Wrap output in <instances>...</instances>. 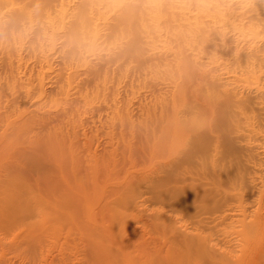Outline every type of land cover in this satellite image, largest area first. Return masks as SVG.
I'll return each mask as SVG.
<instances>
[{
    "label": "rangeland",
    "instance_id": "374dc122",
    "mask_svg": "<svg viewBox=\"0 0 264 264\" xmlns=\"http://www.w3.org/2000/svg\"><path fill=\"white\" fill-rule=\"evenodd\" d=\"M37 19L47 38L25 30ZM202 144L222 151L216 174L239 176L233 209L199 216L164 194L198 183L165 158ZM59 182L99 202L86 211L95 235L58 222L48 194ZM262 196L264 0H0V264H31L30 253L88 264L107 229L102 248L121 263L239 264L259 248L252 264H264ZM16 201L26 225L56 228L49 245L15 240ZM113 214L125 227H111Z\"/></svg>",
    "mask_w": 264,
    "mask_h": 264
},
{
    "label": "bare ground",
    "instance_id": "6f19581e",
    "mask_svg": "<svg viewBox=\"0 0 264 264\" xmlns=\"http://www.w3.org/2000/svg\"><path fill=\"white\" fill-rule=\"evenodd\" d=\"M213 126H216L215 123ZM213 133H215V132H213ZM215 135H216V133H215ZM223 135H224V133H223ZM228 135L229 134H227V137H229ZM199 136H201L202 138H205V142L203 144L208 143L206 141L208 138L205 137V134L198 133L197 138ZM210 136H211V138H213L212 135H210ZM227 137H226V139H227ZM218 139H219V137H218ZM221 139H220V143H221ZM211 140L212 139H210V141ZM215 140H217V138H215ZM222 143L228 145L227 146V148L229 147L228 150L233 149V148H231L232 142H230L228 139L225 142L222 141ZM203 144L201 146H198L197 149L192 147V146H187L188 148L186 146H184V147H178V148H176L177 150H174V149H172V147H170L169 151H171V149H172V151L169 153L167 158H165L166 160L164 159L165 160V166H172L173 165L175 170H179L181 168L183 169L184 164H188L189 166H191L188 174L191 176H197L198 177V179H197L198 183L192 182V183L186 184L182 187H179L178 190H174L175 188L173 187L171 189H166L167 193L163 192L166 196L170 195L171 197H174V198H175V196L179 195L180 196L179 208L185 207L189 211V214H192V213L194 214V213H198V212H201L203 214H207L208 213L207 209H208L209 205H215L217 208H220L222 206L232 208L231 198L235 197V196H233L234 194H232L231 192L228 191V188L231 187L229 185L231 184L232 180L239 175L238 174L237 175L231 174L230 173L231 171H229V177L228 176L226 177L223 173H222V175L218 174V173L216 174V171H217L216 162L219 161V160H217L216 157L222 151H219L220 148L218 146L217 147L214 146L215 148H212L213 146H210L208 148ZM224 144H222V145H224ZM221 147H224V146H221ZM226 151H227V149H226ZM195 153L198 154V160L196 161V163L199 165V167L194 162L195 157H196ZM229 154H231V153H229ZM220 157H221V154H220ZM224 157L225 156H223V158ZM229 157H228V159H229ZM221 161H219V162H221ZM228 162H230V160ZM225 165H226V163H225ZM220 166H218V167H220ZM234 167L236 168V165ZM222 169H221V171H222ZM217 172H219V171H217ZM240 179L242 180V178H240ZM65 181H68V178H66ZM236 181L238 182L237 179H236ZM218 184H219V186H218ZM235 184H237V183H235ZM215 185H217L218 187L215 188L216 187ZM209 186H210V188H209ZM41 193H45V192H40L39 194H41ZM48 195L53 200L52 211L54 212V214H55L54 216L56 217L58 222H61V224H65L66 226H69L72 230L85 231V232H88V235L90 234L91 236L95 235L92 232L93 229H91V227H90L91 222L89 224V222L86 221V219H87L86 218L87 217L86 211L88 208L87 205L89 207L94 206V211L96 209L98 210V207H100L99 202L93 203V205H92V201H89L87 198L84 199L81 195H76L72 186H70L68 183H67V185L65 183V186H63V184L61 182H59V190L56 192V194L52 195L49 193ZM261 200L262 201L264 200L263 196H262ZM211 202H215V204H209ZM18 203L20 204L19 201H16L14 204H12V209H14V211H12L13 213L7 217L9 222L21 221L19 224L16 225L17 227H15L11 230V231H14L16 233L14 236L15 240H18L19 243H21V244H27V245H29L31 242L34 243V246H36L37 244H40V245L45 244V246L49 245L50 244L49 242H51V241H49L47 243V240H45L47 238L46 236L54 235L56 233V228L54 227L53 232H47L46 233V231L44 230V227H45L44 219H42V221L39 224H36L37 222H33V223H30L29 226L26 225L24 220L29 219V218H28V215L24 214L23 212L24 211L28 212L30 210V208L25 206V204L18 205ZM43 203L46 204L45 199H44ZM234 203H235V201H234ZM21 206H22V209H21ZM20 209L23 211H20ZM73 209L77 210L75 212L74 216L71 213V211ZM79 214H80V216H79ZM199 216H201V215L199 214ZM261 217H262L261 224H264V213L261 214ZM110 218L111 219L109 220V222L113 221L112 223H114V225H111L112 228L115 226V223H117L119 220H120V222H119L120 227H121V224H122V227H125V220H124V224H123V222L121 221V218L118 215L113 214ZM6 223H8V222H6ZM84 223H86L88 225H86ZM108 227H109V225H108ZM262 227H263V225H262ZM98 229H99V231L101 230L100 227H98ZM98 229L96 228L94 230H98ZM104 229H106V228H104ZM196 230H199V228H196ZM107 231H108V229L106 230V232ZM89 232H91V233H89ZM106 232H102V231H101V233L97 232L98 235H96V236H98V238H97V241L94 243V246L92 247V249L94 251L92 254L91 261L88 264H96V263H100V264H130V262L126 258L123 261V263L119 262V260L113 259L112 255H108V253H110V252L107 250H104L102 248V241L104 240V235ZM107 234H108V232H107ZM108 235H111V234H108ZM54 240H56V239H54ZM53 242L56 243V241H53ZM29 246H27V247H29ZM182 247L186 248V247H190V245H188L186 242H183ZM182 247H180L179 252L182 250ZM97 249H98V251H97ZM258 250H259V248H253L252 251H250V253H248V256H246V257L244 256L245 257L244 260L237 261V262L239 264H252L253 262H256L255 258H257L260 255V252ZM102 251L106 254V257L104 258V260L100 259V255H101ZM31 255H32V257H31V259H29L30 263L31 264H38V262L40 260L33 259V257L36 256V253H34V255L30 253V256ZM42 258H43V255H42Z\"/></svg>",
    "mask_w": 264,
    "mask_h": 264
},
{
    "label": "clouds",
    "instance_id": "9594fccd",
    "mask_svg": "<svg viewBox=\"0 0 264 264\" xmlns=\"http://www.w3.org/2000/svg\"><path fill=\"white\" fill-rule=\"evenodd\" d=\"M24 28L26 31H31L39 28L42 37L47 38L48 33L46 30V25H44L38 19L30 22H26ZM72 42L74 44H78L81 47H88L91 42V37H89L87 34L84 35L77 34L76 36L73 37Z\"/></svg>",
    "mask_w": 264,
    "mask_h": 264
}]
</instances>
